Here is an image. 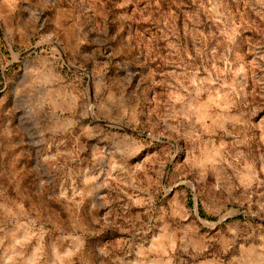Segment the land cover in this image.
<instances>
[{"label": "rangeland", "instance_id": "1", "mask_svg": "<svg viewBox=\"0 0 264 264\" xmlns=\"http://www.w3.org/2000/svg\"><path fill=\"white\" fill-rule=\"evenodd\" d=\"M0 264H264V0H0Z\"/></svg>", "mask_w": 264, "mask_h": 264}]
</instances>
